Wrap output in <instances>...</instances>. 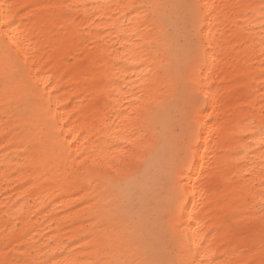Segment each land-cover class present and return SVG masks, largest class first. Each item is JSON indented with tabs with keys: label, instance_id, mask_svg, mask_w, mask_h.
<instances>
[{
	"label": "bare ground",
	"instance_id": "6f19581e",
	"mask_svg": "<svg viewBox=\"0 0 264 264\" xmlns=\"http://www.w3.org/2000/svg\"><path fill=\"white\" fill-rule=\"evenodd\" d=\"M262 0H0V4L17 6L33 5L27 12L16 17L15 29L30 32L36 55L29 52V64L36 61L32 76H24L9 87L0 79V260L7 259L14 264V258L24 260L47 259L52 248L71 244L80 247L87 242L72 243L68 239L78 229H86L94 223L83 211L93 201L89 197L95 189V181L66 171L61 165L59 137H51L41 144H29L27 129L43 124V111L37 106L41 101L47 105L51 100V113L56 117L55 131L63 134L83 131L91 127L112 124L116 120L115 109L119 107L116 96L107 90L120 85L109 81L123 76L124 68L130 79L139 67L130 64V58L137 53L138 36L130 37L135 25L133 13L122 19L124 27L107 30L113 20L124 11L126 4H162L168 7L160 10V19L153 33L156 43L153 56L159 54V78L162 89L174 86L175 99L169 104L153 126L158 150L145 166L154 172L166 159L171 122L185 104L184 83L196 56L193 46L185 38L183 20L188 14L185 5L192 3L217 5L209 20L215 33L213 49L197 66L204 92L200 93L204 117L213 113L202 137L197 141L205 152V138L209 130L214 131L206 145L208 151L201 160L197 156L191 166L182 174V183L203 178L209 194L206 200L189 195L182 210V227L189 236L194 230L205 247L211 242L215 250L214 264H264L261 254V240L264 226L251 214L246 213L251 198L242 189L254 181L258 190L259 172L264 155L253 148L249 141L255 139L247 133L249 126H258L264 117V87L260 81V46L257 41L261 29L254 13L243 5L258 6ZM49 4H86L88 11L63 10L59 19H53L49 10L40 6ZM119 6V7H117ZM185 11V13H183ZM245 12L250 14L246 17ZM27 13H36L29 17ZM207 25L208 21L204 22ZM254 28V31L252 29ZM205 26V34L208 32ZM43 32V35H41ZM213 53L215 61H213ZM3 41H0V61L3 60ZM23 59V56L21 57ZM39 70L40 75L36 76ZM147 70V69H144ZM206 77V79H205ZM39 81L38 85L35 83ZM7 132V135L5 133ZM153 133H150L152 135ZM88 133H86L87 135ZM243 137V139H241ZM95 138V137H93ZM71 139V135H68ZM240 145H247L251 155L244 167L237 166L233 155ZM36 161L41 163L37 166ZM203 164V170L201 169ZM255 169L250 174V170ZM193 173L187 176V173ZM114 196L128 199L129 194L117 191ZM84 198L88 203H81ZM152 209L141 206L138 200L128 204L108 225L111 232L127 230L128 236L142 251L156 259L179 260L184 253L174 242L171 234L164 235L156 227ZM189 213L193 219L189 220ZM258 215V214H256ZM5 237L12 240L5 248ZM190 246V242L185 247ZM176 248L177 251H172ZM23 253L24 255H21ZM203 255V253H201ZM199 259V257H197Z\"/></svg>",
	"mask_w": 264,
	"mask_h": 264
},
{
	"label": "snow or ice",
	"instance_id": "6c2138e0",
	"mask_svg": "<svg viewBox=\"0 0 264 264\" xmlns=\"http://www.w3.org/2000/svg\"><path fill=\"white\" fill-rule=\"evenodd\" d=\"M33 7L29 4L19 6L17 9L15 5L0 4V41H3L4 51L3 60L0 61V79L4 82L6 95L11 85L18 83L25 75L32 76L31 70L36 67L35 60L29 64L28 54L31 51L32 56L36 55L33 40L37 34L34 30H30V34L19 30V26L15 29L12 27L17 24L16 17L21 11L27 12V9ZM40 7L49 10L53 19H59L63 10L88 11L86 4H49ZM167 7L162 4L123 5L124 11L107 29L114 31L116 27L123 28L122 19L136 13L137 15L133 17L134 27L129 21V26L132 27L130 37L138 36L142 41L136 46L135 57L129 61L141 71L133 72L131 76L134 79H130L125 66L123 76L109 81L113 85H120L119 88L107 90L109 96L114 92L119 93L116 96V102L119 104L115 109L117 119L113 120L112 124L97 127L95 132L89 127L76 132L70 129L68 134H63V125L60 126V132L55 131L56 117L54 114L48 115L52 111L51 100L47 105L41 102L42 98L37 102L45 119L42 125L28 127V143L41 144L53 136L60 138L62 167L66 171L89 179V182L95 181L94 192L89 197L93 202L83 210L94 223L86 229H78L74 235L68 237L72 243L84 240L86 244L76 248H72L71 244H64L52 248L47 254V259L21 261L14 258V264H214L212 257L215 250L211 247V242L205 247L202 241L207 237L197 236V231L202 229L194 230L189 236L187 229L182 227L181 216L184 201L189 195V184L193 199L199 195L203 201L209 194V189L204 186L200 175H196V178L189 180L188 183H182V179L186 178L182 174L190 166L195 167L193 162L197 156L203 160L208 151L206 145L215 134L209 130L205 138V152L201 153V145L197 141L202 137V129L207 128L211 122L210 117L213 113L209 112L207 117L202 115L206 109H201L200 93L204 92L206 96L208 93L203 88L200 73L196 69L214 46L216 36L211 31L212 23L209 17H212L217 5L192 3L184 6L189 10L183 20L185 38L196 52L184 83L186 101L171 122L166 159L154 172L145 170V166L158 150L153 126L175 99L173 85H169L167 90L161 88L159 67L162 65L159 64V54L153 56V46L156 43L153 33L160 19V10ZM241 7L250 9L254 13L253 18L259 22L261 32L257 43L260 46V56L264 57V0L258 6ZM35 14L27 13L29 17ZM249 14L244 13L246 17ZM205 21H208L207 25ZM205 26L209 29L206 34ZM212 58L215 61L214 53ZM260 63L264 66V59ZM35 75H40L39 70ZM260 76L264 77V67L261 68ZM35 83L38 85L39 81ZM260 85L264 87V79L260 81ZM247 133L255 138L249 141V144L264 155V119L258 126L253 122ZM68 135H71V139H68ZM233 155L237 158V166L244 167L251 153L247 145H240ZM40 163L36 161L37 166ZM201 169L203 170V164ZM254 172L255 169L250 170V174ZM186 175L192 176L193 173L189 172ZM259 175L261 179L258 190H255L254 181L242 190L251 198L246 213L251 214L253 219L264 226V161L261 163ZM117 191L127 192L129 198L114 196ZM136 200L141 206L147 205L153 210L152 215L156 218V227L160 232L164 235L171 234L174 242L180 245L179 250L184 253L181 259L168 261L156 259L147 251H142L134 240L125 238L128 236L126 229L120 232L109 231L108 225L114 217ZM81 203L88 201L81 198ZM188 218L193 219L191 213ZM187 242H190V246L185 247ZM11 243L12 240L5 237L4 247L10 248ZM260 248L261 254L264 255V237ZM172 251L177 249L172 248ZM0 264H9L7 253L5 259L0 260ZM239 264L249 262L240 261Z\"/></svg>",
	"mask_w": 264,
	"mask_h": 264
},
{
	"label": "rangeland",
	"instance_id": "374dc122",
	"mask_svg": "<svg viewBox=\"0 0 264 264\" xmlns=\"http://www.w3.org/2000/svg\"><path fill=\"white\" fill-rule=\"evenodd\" d=\"M183 13H185V11H183ZM182 40H183V42H184V41H185V42L187 41V39H182Z\"/></svg>",
	"mask_w": 264,
	"mask_h": 264
}]
</instances>
